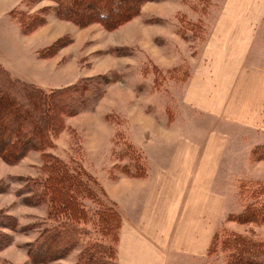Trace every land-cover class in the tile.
Returning a JSON list of instances; mask_svg holds the SVG:
<instances>
[{
    "label": "rangeland",
    "instance_id": "rangeland-1",
    "mask_svg": "<svg viewBox=\"0 0 264 264\" xmlns=\"http://www.w3.org/2000/svg\"><path fill=\"white\" fill-rule=\"evenodd\" d=\"M27 1L0 0V67L13 79L45 92L84 79L98 80L103 89L101 97L89 98L82 112L64 119L49 152L84 167L106 194L107 187L114 186L115 193L128 191L134 197L143 193L151 172L176 140L190 137L197 128L224 133L228 149L213 187L226 198L227 212L211 240L217 230L220 235L225 229L264 241V223L238 224L232 219L243 208L240 188L249 181H264V160L252 153L261 151L264 130L243 131L216 123L187 102L191 74L217 34L218 23L231 11L229 0H130L135 9L125 12L117 24L114 19L121 8L111 14L114 23L92 16L75 23L58 17L49 0ZM234 2L238 15L231 24L241 10V0ZM20 12L34 15L36 25L23 32L16 18ZM263 18L256 24L251 49L262 53L255 70L264 72ZM2 131L0 214L13 218L17 229L6 231L10 244L0 251V264H31L28 246L40 231L38 223L46 220L48 207L28 204L25 189L41 177V155L30 151L18 159L10 157L1 148L4 134L10 132ZM78 253L74 250L64 260L48 264H77ZM193 264L226 262L217 251Z\"/></svg>",
    "mask_w": 264,
    "mask_h": 264
},
{
    "label": "crops",
    "instance_id": "crops-1",
    "mask_svg": "<svg viewBox=\"0 0 264 264\" xmlns=\"http://www.w3.org/2000/svg\"><path fill=\"white\" fill-rule=\"evenodd\" d=\"M228 4L232 14L227 12L218 23L217 34L197 62L187 102L216 123L257 132L264 130V72L255 70L262 53L253 52L251 45L264 16V0H241L233 24L236 2ZM194 132L171 144L141 195L117 194L114 186L107 187L121 214L117 264H193L206 258L227 212L226 198L213 185L229 138L203 128Z\"/></svg>",
    "mask_w": 264,
    "mask_h": 264
},
{
    "label": "trees",
    "instance_id": "trees-1",
    "mask_svg": "<svg viewBox=\"0 0 264 264\" xmlns=\"http://www.w3.org/2000/svg\"><path fill=\"white\" fill-rule=\"evenodd\" d=\"M49 1L54 3L58 17L75 23L87 16L101 22L109 19L114 23L128 10L131 14L136 7L130 0ZM119 8L123 10L115 15L113 22L111 14ZM16 18L23 32L30 30L37 20L34 15L23 12ZM102 95L98 80L84 79L72 86L45 92L31 83L13 79L6 69L0 67V132L3 129L10 132L4 134L1 148L17 159L30 151L41 155V177L25 189L28 204L48 207L46 220L38 223L40 231L28 246L31 264L61 261L74 250L79 251L77 264H117L121 228L117 204L84 167L70 165L49 152L54 147L53 139L64 127V119L82 112L91 96L99 98ZM259 148L260 152L254 149L252 153L257 159L264 160V145ZM240 195L243 208L232 216L233 221L263 224L264 181H249V186L240 188ZM16 229L13 218L0 214V251L10 244L6 231ZM217 233L218 230L211 240L208 255L218 251L226 264H264L263 240L234 231L228 233L225 229L220 235Z\"/></svg>",
    "mask_w": 264,
    "mask_h": 264
}]
</instances>
